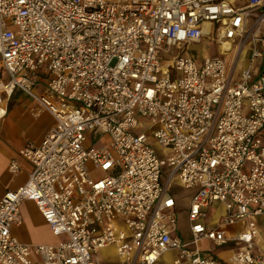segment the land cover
I'll return each instance as SVG.
<instances>
[{"label":"built area","instance_id":"2783aa9c","mask_svg":"<svg viewBox=\"0 0 264 264\" xmlns=\"http://www.w3.org/2000/svg\"><path fill=\"white\" fill-rule=\"evenodd\" d=\"M212 37L219 54L200 65L183 55ZM0 59L8 94L24 92L55 120L39 145L18 150L32 169L0 198V264H102L107 248L120 264H223L202 239L244 244L232 264H264L252 251V222L231 239L225 233L264 215V66L254 74L264 64V0H0ZM89 135L107 141L95 147ZM9 170H19L16 159ZM174 185L193 190L187 241ZM26 200L57 244L12 234ZM214 203L225 214L211 226L205 208Z\"/></svg>","mask_w":264,"mask_h":264},{"label":"crops","instance_id":"0c3cea01","mask_svg":"<svg viewBox=\"0 0 264 264\" xmlns=\"http://www.w3.org/2000/svg\"><path fill=\"white\" fill-rule=\"evenodd\" d=\"M236 4H244V0H236ZM206 40V39H204ZM212 40H215L212 37ZM249 62V52L244 54L240 62V67H245ZM264 66L260 61L255 62L254 74ZM41 79V78H40ZM43 80L41 79L35 90L42 92L44 90ZM9 76L1 66L0 59V88L2 99L6 100L7 113L0 119V198L8 190H14L23 185L30 173L32 166L18 155V150L24 145L30 143L39 145L46 134L54 127L55 120L47 111H38L36 103L27 94L20 90H15L8 94L5 90L8 87ZM16 159L19 164V170L11 173L9 162ZM32 209L34 214L27 215V209ZM206 217L204 222L208 225H215L221 221L225 214V208L222 203H214L205 208ZM22 223L12 226V234L22 243L25 244H47L55 245L59 242L60 237L54 236L48 225L43 220L36 205L29 200L23 201L20 206ZM252 222L256 228V234L253 238L252 251L254 253H264V215L253 216L236 222L225 229L226 237L231 239L238 234L247 230L249 223ZM34 223V224H33ZM44 228L43 236H35L33 228ZM203 242L204 247L200 245ZM202 250L210 252L218 258L223 264H232L230 258L235 251L244 247V244L238 242H229L224 245H215L212 241L202 239L199 242ZM108 250V255L115 256L108 264H120L121 261L114 254L112 248Z\"/></svg>","mask_w":264,"mask_h":264},{"label":"rangeland","instance_id":"374dc122","mask_svg":"<svg viewBox=\"0 0 264 264\" xmlns=\"http://www.w3.org/2000/svg\"><path fill=\"white\" fill-rule=\"evenodd\" d=\"M177 52H178V50L176 48H172L171 52L168 54V57L163 62V64L169 62L170 61L169 58H171ZM182 52H183V55L187 54V55H191L192 57H194L196 63L198 65H200L202 60L206 56L217 55V54H219L220 50H219V47L216 44L215 40H211V41L203 40L199 43L190 44ZM234 56H235V50H233L230 54H228L226 56V59L228 61H230V60L234 59ZM170 73H171L172 77H179L182 75L181 72H175L172 68L170 69ZM154 129L155 128L146 129V126H144V124H143V120H142L141 126L139 128V130H146L148 135H150L152 133V131H154ZM89 138H90L89 145H93L95 147L102 146V145H104V142L107 141V139L106 140L99 139L97 142L94 143V142H92L90 135H89ZM152 145H153L156 153L158 154L159 158H161V159L166 158V155H163V153H164L163 149L161 147H159L157 145V143L154 142V140H152ZM90 174L92 176H98V175H100V172H99V170L93 169V170H91ZM164 179L165 178L163 177V180ZM171 193L176 196V200H177L176 214H177L178 234L180 235V237L184 241H187L190 239L189 223H188V219H187V214H188L190 196L193 193V190L192 189H183L181 187L174 185ZM33 214H34V211L31 208L30 209L28 208L27 209V215L32 216ZM44 232H45L44 228L35 226L31 233H33L35 236H43ZM200 245L202 247L205 246V244L203 242H201ZM176 256H177V251L172 250V251L165 253L163 255V259L166 263H170V261ZM101 258H102V264H108V263H110V261L113 258H115V256L108 255V250L107 251L102 250L101 251Z\"/></svg>","mask_w":264,"mask_h":264}]
</instances>
